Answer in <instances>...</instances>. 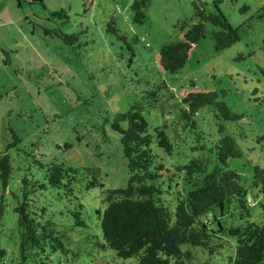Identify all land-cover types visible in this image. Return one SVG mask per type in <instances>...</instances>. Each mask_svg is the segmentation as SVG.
Instances as JSON below:
<instances>
[{
  "label": "rangeland",
  "instance_id": "374dc122",
  "mask_svg": "<svg viewBox=\"0 0 264 264\" xmlns=\"http://www.w3.org/2000/svg\"><path fill=\"white\" fill-rule=\"evenodd\" d=\"M132 1L0 0V158L7 153L11 164L6 185L0 179V249L5 252L0 264H34L19 258L14 212L20 179L40 177L31 151L82 172L74 194L84 205L89 230L75 229L66 244L70 252L61 258H72L73 264L133 261L117 257L112 249L91 248L83 237L101 236L98 216L107 205V191L126 184V161L111 122L134 102H140L151 127L167 125L173 152L161 155L168 166L176 158L198 157L202 151L191 148L208 146L218 135L212 110L205 106L194 118L207 142H197L180 117L183 95L217 91L218 99L242 116L225 122L240 151L227 167L243 176L246 186L254 166L264 169V0H149L142 23L132 20ZM198 2L205 3L209 12L219 10L237 30L238 39L215 51L207 33L190 47L180 68L165 71L158 63L159 49L183 40L181 22L197 21L193 3ZM61 10L66 17L51 15ZM63 35L74 39L65 42ZM13 135L18 142L7 149ZM64 143L71 147L64 148ZM82 167L97 169L101 185L86 189L90 173ZM254 193L248 194L256 205L252 218L262 219L257 200L263 198L254 200ZM42 196L51 210L73 208L74 199L69 201L61 190L48 189ZM57 257L51 255L53 261ZM206 259L202 253L200 260ZM227 260L223 256L213 262L227 264Z\"/></svg>",
  "mask_w": 264,
  "mask_h": 264
},
{
  "label": "trees",
  "instance_id": "16d2710c",
  "mask_svg": "<svg viewBox=\"0 0 264 264\" xmlns=\"http://www.w3.org/2000/svg\"><path fill=\"white\" fill-rule=\"evenodd\" d=\"M148 2L132 1L130 10L135 23L145 22ZM61 14L66 17L63 10L51 12L52 16ZM193 17L197 19L193 24L181 22L182 41L160 47L158 63L165 71L180 68L190 47L207 33L215 51L225 50L237 41V30L219 10L209 12L205 3H193ZM208 25L212 26L210 30ZM63 37L65 42L74 39L71 35ZM218 95L217 91L183 95L181 102L185 107L181 108L180 117L196 135L197 142H207L204 133L197 130L194 118L205 106L212 110L218 135L208 146L191 148L202 151L198 157L186 161L176 158L168 166L162 155H172L173 147L165 123L151 127L140 102L114 115L111 128L119 135L128 177L123 187L107 191V205L98 216L101 236L86 233V244L95 249H112L122 259L134 258L130 264H215L213 260L223 256L228 259L227 264H264V217L252 218L256 205L248 196L254 191V200L263 198L257 200V206L264 214V169L254 166L253 178L246 186L243 176L227 167V161L239 158L240 151L235 139L226 132L225 122L242 116L233 113ZM13 137L14 142L7 149L16 146L18 139ZM63 146L71 147L68 143ZM30 153L40 177L25 175L20 179V196L14 206L19 258L34 264H73L72 258L61 256L70 252L66 244L75 229L81 233L89 230L83 218L84 205L74 194V184L82 172L63 160ZM9 157L5 153L0 158L3 185L11 172ZM82 170L90 173L86 189L101 185L97 169ZM48 189L61 190L69 201L74 199L73 208L51 210L42 196ZM225 216L228 221L223 219ZM4 253L0 249V256ZM55 253L60 257L53 261L51 255ZM202 253L206 260H200Z\"/></svg>",
  "mask_w": 264,
  "mask_h": 264
}]
</instances>
